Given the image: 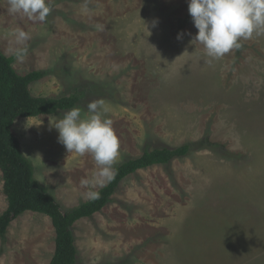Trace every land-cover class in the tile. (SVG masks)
Here are the masks:
<instances>
[{
    "label": "rangeland",
    "instance_id": "374dc122",
    "mask_svg": "<svg viewBox=\"0 0 264 264\" xmlns=\"http://www.w3.org/2000/svg\"><path fill=\"white\" fill-rule=\"evenodd\" d=\"M51 7L40 22L0 0V49L13 56L8 33L23 29L30 38L15 69L45 71L33 95L83 92L82 116L103 100L120 143L113 170L148 148L193 144L185 158L128 176L107 206L74 224L77 264H264V34L213 60L190 42L198 29L188 0ZM62 112L19 117L13 132L37 181L68 209L87 201L81 180L98 166L49 130ZM7 206L0 170V214ZM55 237L48 215L27 211L0 237V264H50Z\"/></svg>",
    "mask_w": 264,
    "mask_h": 264
},
{
    "label": "trees",
    "instance_id": "16d2710c",
    "mask_svg": "<svg viewBox=\"0 0 264 264\" xmlns=\"http://www.w3.org/2000/svg\"><path fill=\"white\" fill-rule=\"evenodd\" d=\"M14 61V56L5 55L0 49V170L8 201L7 208L0 214V237L7 233L11 222L23 213L34 211L46 214L51 218L56 232L55 251L50 264H77L79 251L74 224L82 218L92 217L107 206L128 176L154 165H169L176 159L185 158L192 151L193 144L145 149L140 156L129 158L115 167L114 179L97 190L99 199L64 209L35 178L33 163L24 154L13 126L19 117L56 114L77 107L84 93L77 90L61 97L35 96L30 87L45 76V71L33 70L20 74L14 67Z\"/></svg>",
    "mask_w": 264,
    "mask_h": 264
},
{
    "label": "clouds",
    "instance_id": "9594fccd",
    "mask_svg": "<svg viewBox=\"0 0 264 264\" xmlns=\"http://www.w3.org/2000/svg\"><path fill=\"white\" fill-rule=\"evenodd\" d=\"M7 3L10 14L34 21L45 22L52 11L51 0H7ZM188 12L198 29L190 42L202 45L205 55L213 60L240 49L241 40L264 34V0H188ZM8 35L17 46L9 48L8 52L17 60L23 59L29 34L16 28ZM182 36L183 33L177 34L178 39ZM107 111L103 100H93L87 104V113L83 116L77 106L59 116L49 117V130H57L58 142L66 151L81 156L91 154L98 166L90 178L81 180V184L89 189L84 193L87 200L100 198L99 191L92 189L106 187L114 179L113 165L120 156L119 139L112 120L105 115Z\"/></svg>",
    "mask_w": 264,
    "mask_h": 264
}]
</instances>
